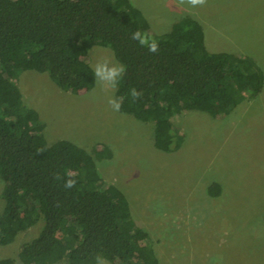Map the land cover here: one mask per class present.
Instances as JSON below:
<instances>
[{
	"label": "trees",
	"instance_id": "trees-1",
	"mask_svg": "<svg viewBox=\"0 0 264 264\" xmlns=\"http://www.w3.org/2000/svg\"><path fill=\"white\" fill-rule=\"evenodd\" d=\"M152 33L144 11L132 0H0V245L40 224L24 242L25 264H95L102 255L113 264H160L149 231L133 218L126 194L105 182L97 159H113L108 145L83 146L60 139L50 144L38 109L26 103L18 84L22 71H44L68 92L96 86L89 53L110 47L127 72L116 89L125 97L120 111L155 127V146L179 151L186 135L173 121L188 110L228 117L264 87V69L248 54L212 52L203 24L183 16L171 30L154 35L160 52L149 53L131 39ZM143 97L135 103L128 91ZM77 181L72 189L54 174ZM213 197L223 185L207 186ZM42 222V227L41 223ZM0 264H18L2 258Z\"/></svg>",
	"mask_w": 264,
	"mask_h": 264
},
{
	"label": "rangeland",
	"instance_id": "rangeland-1",
	"mask_svg": "<svg viewBox=\"0 0 264 264\" xmlns=\"http://www.w3.org/2000/svg\"><path fill=\"white\" fill-rule=\"evenodd\" d=\"M132 1L154 35L192 16L203 24L210 51L248 54L264 69V0H207L195 9L178 0ZM104 58L118 62L110 47L95 45L92 66ZM18 84L46 123L50 144L68 139L91 153L95 146L113 149V159L96 160L98 170L126 194L133 218L151 234L160 264H210L215 256L223 264H264V87L222 119L198 110L175 116L186 138L179 151L168 153L156 148L153 123L110 108L107 101L116 90L96 83L90 92L71 93L48 72L34 70L22 71ZM215 181L223 185L218 197L207 189ZM4 209L0 200V212ZM40 229L38 224L0 245V259L25 264L21 246Z\"/></svg>",
	"mask_w": 264,
	"mask_h": 264
},
{
	"label": "clouds",
	"instance_id": "clouds-1",
	"mask_svg": "<svg viewBox=\"0 0 264 264\" xmlns=\"http://www.w3.org/2000/svg\"><path fill=\"white\" fill-rule=\"evenodd\" d=\"M180 5L187 4L189 7L202 8L206 6L207 0H178ZM131 39L136 41L141 47L148 50L149 53H159L160 52V42L152 34L146 30H136L131 33ZM127 72V65L119 62H113L109 58H104L98 60L93 65L92 74L97 84L105 91L116 90L121 81L123 80ZM143 91L138 90L136 87H131L128 91V98L132 103L137 102L143 97ZM125 97L110 96L108 98V105L113 111H120L123 107ZM55 180H63V187L65 189H72L76 186L77 181L73 178H65L60 174H54ZM95 264H106V260L102 255H97L95 257ZM210 264H223L222 256H215L211 259Z\"/></svg>",
	"mask_w": 264,
	"mask_h": 264
}]
</instances>
